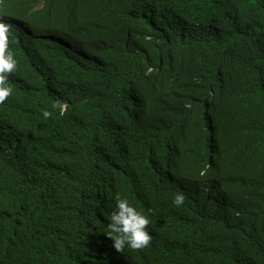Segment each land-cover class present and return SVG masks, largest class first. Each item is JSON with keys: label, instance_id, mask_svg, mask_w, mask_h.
Listing matches in <instances>:
<instances>
[{"label": "trees", "instance_id": "trees-1", "mask_svg": "<svg viewBox=\"0 0 264 264\" xmlns=\"http://www.w3.org/2000/svg\"><path fill=\"white\" fill-rule=\"evenodd\" d=\"M0 23V264H264V0H0ZM117 194L146 248L114 249Z\"/></svg>", "mask_w": 264, "mask_h": 264}, {"label": "clouds", "instance_id": "clouds-1", "mask_svg": "<svg viewBox=\"0 0 264 264\" xmlns=\"http://www.w3.org/2000/svg\"><path fill=\"white\" fill-rule=\"evenodd\" d=\"M9 32L5 24L0 23V104L11 95L12 89L8 86L7 76L17 68V60L9 48ZM47 111L44 116H48ZM115 208L108 217L107 235L113 240V247L117 252L125 248L139 250L146 248L152 235L149 231L151 220L148 215L139 211L126 197L117 194L114 197ZM183 193L175 194L173 204L179 207L183 204Z\"/></svg>", "mask_w": 264, "mask_h": 264}]
</instances>
